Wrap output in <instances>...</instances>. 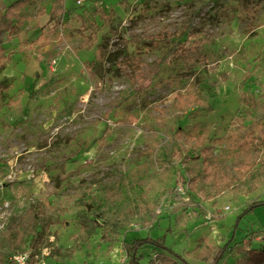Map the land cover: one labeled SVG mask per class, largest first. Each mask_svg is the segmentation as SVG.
<instances>
[{"label":"rangeland","instance_id":"1","mask_svg":"<svg viewBox=\"0 0 264 264\" xmlns=\"http://www.w3.org/2000/svg\"><path fill=\"white\" fill-rule=\"evenodd\" d=\"M25 3L11 40L0 28L1 264H130L147 236L190 264L263 248L264 207L235 224L264 199V0Z\"/></svg>","mask_w":264,"mask_h":264},{"label":"trees","instance_id":"2","mask_svg":"<svg viewBox=\"0 0 264 264\" xmlns=\"http://www.w3.org/2000/svg\"><path fill=\"white\" fill-rule=\"evenodd\" d=\"M26 6L25 0H14L12 1L5 9V12L1 16L0 19V28L5 30L8 33V40H11L17 33L18 30L15 28V21H19L21 18L20 12ZM168 36V35H167ZM166 36V37H167ZM165 39L164 36L158 35L156 36V43L163 42ZM144 47H150L153 43L151 42V38L145 39ZM152 43V44H150ZM196 44V40H191V38H187L184 42L177 41L174 43V51L175 54H183L185 49H188L192 45ZM8 57L5 56V50L2 42L0 41V70L5 69L6 62ZM241 101L243 103H247L250 105L247 98L242 96ZM239 124L238 127H240ZM249 138L254 139L253 132L248 134ZM246 143H248L246 141ZM264 207V199L258 200L250 204L242 213L238 216L236 221V227L242 221V219L250 212H253L255 209ZM29 215L32 220L33 228L39 230L36 236L40 237L43 235L44 227H43V218L45 215L44 205L41 202L34 203L29 210ZM23 233L24 227L23 223H18L17 227L8 233L7 237L9 241L15 246L19 247L23 242ZM152 247L155 250H159V254L156 258L151 259L148 264H190L187 260H185L180 254L176 253L174 250L165 245L162 239L153 238L151 236H147L144 238H137L132 242H127L124 245L126 253L130 259V264H141L140 259L138 257V251L143 247ZM230 244H226L224 247L219 249L216 254L213 255L211 262L209 264H221V261L224 259ZM239 259L236 264H264V247L257 248H247L238 251ZM1 256H0V264H1ZM11 263V260L8 259L7 263Z\"/></svg>","mask_w":264,"mask_h":264},{"label":"built area","instance_id":"3","mask_svg":"<svg viewBox=\"0 0 264 264\" xmlns=\"http://www.w3.org/2000/svg\"><path fill=\"white\" fill-rule=\"evenodd\" d=\"M38 256H36V259ZM11 264H40L39 261L33 260L29 253L20 252L11 258Z\"/></svg>","mask_w":264,"mask_h":264}]
</instances>
